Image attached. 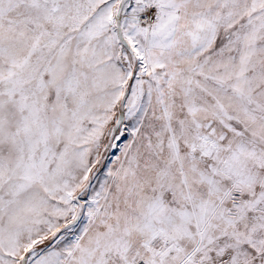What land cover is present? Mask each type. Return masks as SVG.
<instances>
[{
  "label": "snow or ice",
  "instance_id": "6c2138e0",
  "mask_svg": "<svg viewBox=\"0 0 264 264\" xmlns=\"http://www.w3.org/2000/svg\"><path fill=\"white\" fill-rule=\"evenodd\" d=\"M0 264H264V0H0Z\"/></svg>",
  "mask_w": 264,
  "mask_h": 264
}]
</instances>
